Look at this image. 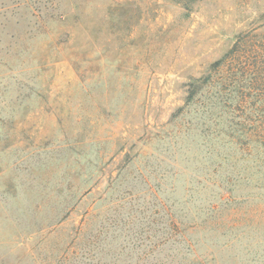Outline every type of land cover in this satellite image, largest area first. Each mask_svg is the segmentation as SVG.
<instances>
[{"label":"rangeland","instance_id":"rangeland-1","mask_svg":"<svg viewBox=\"0 0 264 264\" xmlns=\"http://www.w3.org/2000/svg\"><path fill=\"white\" fill-rule=\"evenodd\" d=\"M0 264H264V0H0Z\"/></svg>","mask_w":264,"mask_h":264},{"label":"trees","instance_id":"trees-1","mask_svg":"<svg viewBox=\"0 0 264 264\" xmlns=\"http://www.w3.org/2000/svg\"><path fill=\"white\" fill-rule=\"evenodd\" d=\"M232 53H238V49H233ZM236 55V54H235ZM236 56H233V58H229L230 61L227 60V64H230V62H234V60H238L235 58ZM220 63V62H219ZM222 64V63H221ZM226 64V62H224L223 66Z\"/></svg>","mask_w":264,"mask_h":264}]
</instances>
